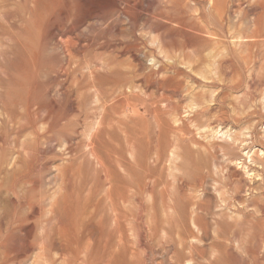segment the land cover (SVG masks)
<instances>
[{"label":"rangeland","instance_id":"rangeland-1","mask_svg":"<svg viewBox=\"0 0 264 264\" xmlns=\"http://www.w3.org/2000/svg\"><path fill=\"white\" fill-rule=\"evenodd\" d=\"M141 4L143 7L149 6V11L140 12L134 20L114 11H106L100 22L86 20L80 23L76 33L84 40L95 43L69 61L60 53L52 37L39 38L35 35L32 26L38 11L33 8V0H0V46L3 47L0 48V264H56L59 251L53 245V238L62 224L68 227L76 223L71 214L66 216L57 211L55 202L71 195L75 191L74 184L78 185L77 177L81 176L85 177L87 185L92 183L101 193L105 192L107 181L97 166L84 162L77 169V164L82 161L79 156L82 149L85 150L83 146L86 141L82 140L81 137H85L81 132L86 121L82 119L84 105L87 104L77 106L80 110L70 106L69 99L74 95L71 86L77 80H84L79 76L80 71L100 69L95 62H100L102 58L113 61L111 66L115 70H127L129 60L120 52L132 43L140 47L139 75H151L160 81L168 79L172 81L171 86L179 90L175 95H170L162 91L153 92L150 88L142 89L140 112L144 113V103L157 101L161 108L158 111L162 115L161 126H154L149 114L146 116L147 132L143 133V142L133 154L124 141L119 144L120 148L115 147L117 154H114L113 163L115 166L116 159L121 160L122 167H115L122 181H125L124 185L132 175L136 177L137 184L133 190H126L127 194L129 191L138 193L136 200L129 195L130 199L125 198L127 217L132 216L130 219L134 220L136 209L143 213L138 215L136 222L126 217V220H130L128 224L125 223L126 244L132 249L135 259L138 258L139 264H264V43L240 46L235 33L230 35L234 31L244 32L258 16L260 10L255 9L256 0H224L223 23L228 31V39L219 44H209L198 36L194 37L193 42H188L191 35L189 30L199 36L204 35L209 18L206 0H143ZM56 22L60 26H68L71 18L58 17ZM207 46L210 48L205 50ZM244 47L248 50H244ZM252 50L254 54L250 52ZM22 69L29 73L36 87L35 100H27L25 88L29 83L22 80ZM65 70H70L68 77L64 75ZM99 71L104 74L103 70ZM75 74L77 78L73 77ZM173 119L177 121L173 122ZM207 124H212L214 131ZM66 141L70 144L66 143L65 146ZM106 164H109L107 160ZM145 191L149 196L148 202L144 197ZM51 195L54 198L51 199ZM166 197L170 201L166 202ZM45 203H48L47 206ZM194 203H198L195 210ZM167 207L170 210L168 213H173V217H168L172 218V225L163 224L167 230L165 236H169L164 237L162 233V237L161 227L153 230L151 221L164 218L161 214ZM181 213H184V217ZM196 215V221L200 223H195L198 227L190 224L193 223L191 216ZM174 216L178 220L177 228ZM135 228L136 234L133 232ZM132 234H135V239ZM191 234L197 235L195 238L199 239V245L196 240H190ZM188 240L197 246L190 249L193 251L191 255ZM182 241H186L184 246ZM212 252L216 257H211Z\"/></svg>","mask_w":264,"mask_h":264},{"label":"bare ground","instance_id":"bare-ground-1","mask_svg":"<svg viewBox=\"0 0 264 264\" xmlns=\"http://www.w3.org/2000/svg\"><path fill=\"white\" fill-rule=\"evenodd\" d=\"M142 1L143 0H33V8L34 9H37L38 15L34 19L32 29L35 32V35H37L39 38H44L47 35H49L50 37H52L55 40L56 45H57L58 49L60 50V53H62L65 56V58L69 59V61H70L74 57H76L77 55H79V54L81 55V52L83 51L84 48H86L88 46L91 47V45H93L95 43L93 40H87V41L84 40L83 39L84 37L82 38L80 36V34L76 33V31H77L80 23H82V22H84L86 20H92L95 23H97L99 20L101 21V19L104 16L103 14L106 11H114L115 13H118V14H121V15H125V16L129 17V19L134 20L135 17H137L136 15H138L140 12H148L149 11V6H146V5H145L146 7H143L142 6V4H141ZM206 2L209 4V10H208V17L209 18H208V25L206 27V30L204 31V35L202 34L201 36H199L196 33H194L193 31L189 30V33L191 35L189 36L188 42H190V43L193 42L195 36L196 37L197 36L198 37H202V38L206 39V41H208L209 44H211V43H213V44H219L221 42L227 41L228 38H227L226 33H228V31L225 29V25L223 23V21H224V12H225L224 0H206ZM153 4H155V3H153ZM13 7H15V6H13ZM229 7H231V6H229ZM9 8H11V6ZM151 8H153V7L151 6ZM180 8H181V6H180ZM255 9L256 10H260V12H259V14H258L257 17H255V18L253 17L254 20L251 21L252 23L246 28V30L244 32H242L241 31L242 28L240 27L241 29L240 28L239 29H240L241 32L236 33L234 31V32H232L230 34V35H232L233 33H235L234 34V37H235L236 41H240L239 44L237 43L238 45H240V44H243V45H251V44H254V43H264V0H256ZM181 11H183V10H181ZM173 14H175V13H173ZM143 15H145V13H143ZM178 15H180V13ZM58 17H62V18H66V19L71 18V24L68 25V26H64V27L63 26H60L56 22V19ZM180 18H181V16H180ZM229 18L230 17L228 16V19ZM19 23H21V22H19ZM95 23H93V24H95ZM150 23H151V21H150ZM100 24H102V23H100ZM86 25H88V24H86ZM180 25H181V23H180ZM193 25H195V24H193ZM201 26H203V25H201ZM226 26H228V25H226ZM195 27H196V25H195ZM179 28L182 29V30H185L184 27H179ZM203 28H204V26H203ZM194 29L196 31V28H194ZM230 29H229V31H230ZM106 31H107V29H106ZM174 32H176V31H174ZM105 33H107V32H105ZM197 38L195 40H197ZM222 39H223V41H222ZM18 41H15V42H18ZM185 46H187V44H185ZM0 48H1V46H0ZM139 48L140 47H138L137 44H135V43H132V44H130V45L125 46V47L122 48V50L120 52V55L121 54H122V56L123 55H126L127 59L129 60L128 67H126L127 70L125 68H123V69H125V71L115 70V68H112V66H111V64L113 63V61L112 62H110V61L108 62L107 61L108 59H105L104 60L102 58V60H100V62H98V60H97V62H95L100 67V69L98 67L97 68H87V67H84V68H87L86 70H88V71L86 72L83 69L85 72H81L80 71V75H79L84 80H77L76 82H74L75 83V84H73L74 86L73 85L71 86V89L73 88L72 91L74 92V95H71V97L69 99L70 100L69 101L70 102V106H72V107H75L76 106L75 108H77L78 110H80V108H78L77 106L80 107V106H82L85 103L87 104V105H84L86 107L84 108V112H83L84 113L83 114L84 117L82 116V119L84 118V120H86V121H85V126L82 125L83 132H81V134L85 137V138L81 137L82 140L86 141L85 142V147L83 146V148H85V150L81 148L83 151H82V154L79 156V158L82 161L77 164V166H78L77 169L79 170L81 168L82 164H84V162H90L91 164H94L95 166L98 167V170L102 172V174L104 176L103 177L104 180L107 181V182H105V184L107 183V185H105L107 187L104 190L105 192L101 193L100 190L98 188H96V186L94 184L91 183V184L87 185L88 182H86L84 176L77 177L79 179H77V178L76 179H77V181L79 180V182H78V185L77 184H74L75 185V191L71 195L69 194L68 197H66V198L65 197L63 198L62 197L61 199L59 198L60 200L59 201L57 200L55 202L56 203L55 204L56 210L59 211V212H61V213H63V214H65L66 216H69L71 214L72 215V219H74L75 220V223H76L75 226L69 225L68 227L67 226H64L63 224L61 225L59 223V225H61V226L58 228L57 233H56V235L53 238V245L59 251V257L57 256L58 259L55 260L57 262L56 264H139V262L136 260L138 258L135 259L134 253H133V251H131L132 249H130L129 246L125 242V239H126V234H125V226L126 225H125V223L128 224L129 223L128 221H130V220H131V222L132 221L133 222L138 221L137 220L139 218L138 215H140L142 213V211H141V213L138 212L137 209H136V212L133 211L134 214L133 213L132 214H133L134 220H132V219H130V217H132V216L127 217V212H126L127 209L125 210V207L128 208V206H126V203H125V201H126L125 198L126 197H129L130 196L131 199H135V200L138 199V197L136 198V196H137L136 194H138L136 192L129 191V193L127 194L128 188H132V190H133V187L136 186L135 185V184H137L136 183V180H135L136 177L132 175L131 178H130V180L128 181L127 185L126 186L124 185L125 184V181L124 180L122 181V178L117 173L116 167H115L116 165L122 167L121 160L115 158L116 159L115 166H114V163H113L114 154H117V151L115 150V147L118 146L120 148V145L119 144L123 143V141H124V143L126 144V146L128 145L129 148H131V153L133 154V152L135 151V149L137 147H139V144L141 142H143V139L145 137V136H143V133L147 132V121L148 120H147V117L146 116L149 115V114L152 117V121H154V123H155L154 126H157L158 127L159 124L161 126V123H162L161 122L162 121V115L158 112L161 108H160L159 104L157 103V101H153L150 104L144 103L143 104V112L144 113L140 112L139 101L141 100V95L142 94L140 95V93L143 91L142 89L150 88V89H152L153 92L162 91L163 93H168L170 95H175L177 93V91L179 90L174 85L171 86L172 85V81H170L168 79H165L163 81H160V80H158L156 78H153L151 75H148V76H140L139 75L138 71L140 69V64H141L140 63V60L138 58ZM193 48H194V46H193ZM208 48H210V47H208V46L205 47V50L208 49ZM262 48L263 47H261V49ZM1 49H3V47ZM185 50H187V49L185 48ZM244 50H248V49L245 48ZM208 52H209V50L207 51V53ZM250 52L253 53V50L250 51ZM257 52H255V53H257ZM102 53H101V55H102ZM114 53H116V51ZM96 54H97V51H96ZM103 55H104V53H103ZM220 57H222V56L220 55ZM34 59H33V61H34ZM118 59H120V58H118ZM250 59H252V58H250ZM19 61H20V58H19ZM250 62L252 63L251 60H250ZM66 63H67V61H66ZM66 63H64V64H66ZM67 64H69V63H67ZM72 64H70L69 66H72ZM116 64L118 65V67L120 66L118 63H116ZM13 65H16V64H13ZM97 65H90V66L94 67V66H97ZM85 66H87V65H85ZM124 66H126V65H124ZM124 66H122V67H124ZM26 68H28V67H26ZM99 70H103V73L104 74H101V72ZM20 71H21L20 72V75L22 77V80L29 83V85H27L26 88H25L26 94H27V100H30V99L31 100L32 99L35 100V98H36L35 97L36 87L33 85L32 80L30 79L31 76H29V73L25 69H22ZM62 72H63V70H62ZM69 73H70V70H69V72L66 71L65 74H64L65 77H68ZM18 74H19V72H18ZM72 74L70 75V77L72 76ZM77 74H75V76H73V77L77 78L78 77V76H76ZM116 74H119V76L116 77ZM59 75H61V73ZM157 76H159V75H157ZM173 79H174V77H173ZM71 81H72V79H71ZM64 88H65V85H64ZM68 88H69V86H68ZM63 91H65V90H63ZM180 94H181V92H180ZM146 96H148V95H146ZM166 98H168V97H166ZM88 100H90V101H88ZM199 104L201 105V103H199ZM27 105H28V107L30 106V101H28ZM44 105L45 104H43V106ZM162 106L163 105H161V107ZM168 108H170V107H168ZM172 109H174V107ZM202 109H204V108H202ZM208 109H206V110H208ZM70 111H72V110H70ZM76 112H77V110H76ZM201 112H203V110ZM174 113H175V111H174ZM172 115H173V112H172ZM214 117H215V115H214ZM175 119H177V118H175ZM219 120H217V121H219ZM174 121H177V120H174L173 119V122ZM188 121H190V120H188ZM193 121H195V120H193ZM221 121L222 120H220V122ZM168 122H171V121H168ZM82 124H83V122H82ZM205 125H206V123H205ZM211 125H208L207 124V127L208 126L211 127ZM213 125L215 126V124H213ZM169 127H170V123H169ZM150 128H151V126H150ZM216 129H217V127H216ZM77 130H79V129H77ZM212 130L214 131L213 128H212ZM175 136L173 135V137H175ZM79 138H80V136H79ZM155 139H156V137H155ZM78 140H80V139H78ZM77 142L78 141H76V143ZM66 143L68 144L69 142L66 141L65 142V146H66ZM147 143H149V142H147ZM73 145H74V143H73ZM75 148H76V146H75ZM152 148H153V146H152ZM203 148H204V146H203ZM213 149H215V148H213ZM127 151H129V150L127 149ZM65 152H67V151H65ZM119 153H121V152H119ZM73 154L74 153H72L70 156H72ZM126 154H130V153H126ZM208 154H210V153H208ZM131 156H133V155H131ZM157 157H158V155H157ZM153 159H155L154 158V155H153ZM106 160H107V162H109L108 166L106 164ZM132 161H134V160H132ZM65 163L67 164V162H65ZM63 166H64V164H63ZM94 168H96V167H94ZM118 170L120 171V169H118ZM134 171H135V169H134ZM63 173H64V171H63ZM93 173H94V171H93ZM123 174H121V175H123ZM79 175H81V174H79ZM175 178H176V176H175ZM97 179H98V177H97ZM66 180H67V178H66ZM73 180H75V179H73ZM146 180H147V178H146ZM68 182H69V180H68ZM149 182L150 181H148V183ZM67 184L69 185V183H67ZM146 184L147 183H145V185ZM60 185H61V183H60ZM147 186H148V184H147ZM148 187H150V185ZM148 187H147V189H148ZM199 187H201V186L199 185ZM60 189H61V186H60ZM151 189H153V187ZM126 190H127V192H126ZM150 193H152V192H150ZM169 193H171V192H169ZM56 195H57V193H56ZM127 195H129V196H127ZM160 195H161V193H160ZM169 195H172V193L169 194ZM130 197H129V199H130ZM144 197L147 198L146 202H148V197L149 196L147 197V192L144 195ZM50 198L52 199L54 197H52V195H51ZM50 198L48 200H50ZM178 198L179 199H182L181 197H178ZM189 198H191V197L189 196ZM165 200H167V197H166ZM185 200H186V197H185ZM201 200H199L200 203L203 202V200H202V202H201ZM150 201H152V200H150ZM168 201H170L169 198H168V200L166 202H168ZM124 203H125V205H124ZM136 203H138V200H137ZM169 203H166V204H169ZM178 203H179V201H178ZM187 203L189 204L190 202H187ZM47 204H46V206H47ZM197 204L198 203H194L195 207H193V209L197 207ZM131 205H129V208H131L130 207ZM142 205L144 206L143 203H142ZM132 207L135 208L136 206L133 204ZM152 208H153V205H152ZM184 209H185V207H184ZM191 209H192V207H191ZM149 210H150V207H149ZM168 210H169L168 207H167V209L164 210V212L162 210L163 213L161 212L162 213L161 216L162 215L165 216L164 218H160V220H158L157 218H155L153 221H151V222H153V223H151L152 224V227H153V230L158 229V227L160 226L161 227V234L163 233L164 234V237H167L169 235L165 236L166 233H167V230L163 227L164 226L163 224H168L169 226L172 225V221H171L172 218L171 217H173L172 216L173 213L172 214L170 212L168 213ZM185 211H187V210H185ZM193 211H192V213H193ZM182 212H183V210H182ZM184 213H186V212H184ZM198 213H199V211H198ZM179 214H180V212H179ZM196 214H197V212H196ZM203 214H205V213H203ZM169 216H171L170 217L171 219L168 218ZM126 217L129 218L130 220H126ZM143 217H144V215H143ZM151 217H153V216H151ZM183 217H184V215H183ZM196 218H197V215L196 216H193V217L191 216V219H192V222L193 223H190V224H195L196 222H198V220L196 221ZM150 219L152 220L153 218H150ZM176 219H177V217H175V221H176L175 224H176V228H177V221L178 220H176ZM236 221H234V222H236ZM187 222L189 223V221H187ZM66 223H68V222H66ZM179 223H180V221H179ZM180 224L178 226H180ZM197 225H200V223L197 224ZM197 225L195 224V227ZM226 225H225V227H226ZM234 225H232V226H234ZM21 226H23V225H21ZM134 226L136 227V224ZM145 226H143V227H145ZM148 226H149V223H148ZM181 227H183V226L181 225ZM193 227H192V229H194ZM136 228L133 229V232L134 233L136 231ZM145 228H147V226ZM187 228H188V224H187ZM213 229H214V227H213ZM24 231H26V230H24ZM142 231H145V230L143 229ZM203 231H204V229H203ZM135 234H132V235H134V238H133V236L131 238L135 239ZM163 234H162V237H163ZM18 235H19V232H18ZM148 235L146 237H148ZM195 235L196 234H191L192 237H191L190 240H192V239L193 240H196L197 243H198L199 239L195 238ZM128 236H130V235H128ZM143 236L144 235H142V237ZM175 236H177V235L175 234ZM207 236H208V234H207ZM215 236L213 235V237H215ZM140 237H139V239L141 240ZM185 237L184 238L181 237V238H183V240H184ZM196 237H197V235H196ZM228 237H229V235H228ZM231 237H232V235H231ZM224 239H222V240H224ZM148 240H149V237H148L147 241ZM166 240H167V238H166ZM190 240H188L187 242H189L188 243V248H189V254L191 255L193 251L191 250L192 251L191 252L190 249H192V248L195 249V247H197V246H195L196 244H193L192 241H190ZM211 240H213V239H211ZM130 241H133V240H130ZM153 241H155V240H153ZM140 242H137V243H140ZM160 242H162V241H160ZM178 242H180V241H178ZM184 242H186V241H182L183 246H184ZM233 242H234V240H233ZM158 243H159V240H158ZM222 243H224V242H222ZM228 243H229V241H228ZM135 244H136V242H135ZM162 244H163V242H162ZM162 244H160V245H162ZM164 244H165L166 247H168L166 245V243H164ZM169 244L171 245V243H169ZM210 244H211V242H210ZM216 244H217V241H216ZM136 245H139V244H136ZM198 245H199V243H198ZM229 245H230V243H229ZM231 246H233V245H231ZM217 247L219 248V246H217ZM227 247H229V246L227 245ZM196 250H195V252H196ZM210 250L213 251L212 248ZM221 252H222V250H221ZM186 253L188 254V252H186ZM56 255L57 254L55 253V256ZM197 255H200V254H197ZM43 256L44 255H42V257ZM213 256L216 257L213 254V252H212V256L211 257H213ZM205 258H206V256H205ZM50 259H52V258H50ZM192 259L194 261V258H192ZM203 259L204 258H202V260ZM178 260H180V259H178ZM178 260H176V261L178 262ZM188 260L190 261V259H188ZM199 260H201V258H199ZM208 260H210V259H208ZM176 261H175V263H176ZM44 264H46V263H44ZM52 264H54V263H52ZM143 264H145V263H143ZM195 264H197V263L195 262Z\"/></svg>","mask_w":264,"mask_h":264}]
</instances>
